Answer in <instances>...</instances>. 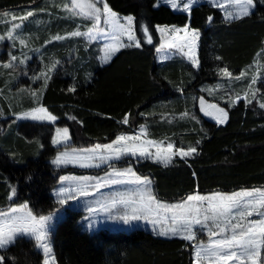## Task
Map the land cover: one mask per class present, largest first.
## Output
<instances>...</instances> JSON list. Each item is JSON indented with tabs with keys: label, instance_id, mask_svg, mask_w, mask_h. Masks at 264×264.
Returning a JSON list of instances; mask_svg holds the SVG:
<instances>
[{
	"label": "trees",
	"instance_id": "16d2710c",
	"mask_svg": "<svg viewBox=\"0 0 264 264\" xmlns=\"http://www.w3.org/2000/svg\"><path fill=\"white\" fill-rule=\"evenodd\" d=\"M108 2L121 16L131 14L138 22L151 25L154 36L151 45L123 49L111 64L101 65L98 45L87 44L83 38L46 44L56 34L73 31L79 22L63 18L66 14L61 0H0V35L6 36L7 29L21 24L27 44L23 47L17 39L14 46L8 41L1 47H9L20 59L23 53L32 57L26 66L16 61V72L0 65V109L5 114L0 118V211L27 202L35 213L47 215L60 208L52 194L59 176L87 174L73 168L58 171L51 165L56 155L51 145L56 127H68L77 148L111 143L117 135H130L142 127L149 139L171 141L185 149L196 146L198 155L186 158L187 163L177 156L168 168L142 159L117 165L131 166L137 174L149 177L161 201L176 203L188 194H231L264 188V109L257 104L264 98V67L257 68L264 65V6L258 5L253 16L229 24L223 22L219 8L209 4L194 6L189 18L168 5H158V0ZM29 10L34 11L33 17L2 24L4 17H19ZM210 15L211 24L207 22ZM185 24L201 31L199 69L192 68L183 57L158 60L160 36L155 26L182 28ZM37 48L43 53V61L41 53L32 51ZM217 56L221 59L216 60ZM51 59L61 64L52 73L40 103L57 117V123H13V111L36 106L30 94L20 89L40 88L42 80L33 83L29 77L39 75ZM0 60H4L3 55ZM218 67H227L233 78L219 75ZM25 68L27 76L21 71ZM242 71L246 75L236 81L234 77ZM256 72L257 84L252 87L257 99L247 107L244 100L229 107L230 98L236 93L243 95ZM73 84L76 92H69ZM201 96L229 112L226 125L200 116ZM185 111L190 115L181 118ZM192 113L199 123L190 118ZM126 114L129 123H118ZM30 175L33 179L28 181ZM9 184L18 190L12 201L8 199ZM83 216L81 211L68 210L58 225L52 239L57 264H194L189 242L156 237L144 229L89 233L81 224ZM7 255L15 257V264H42V254H37L34 243L28 241H19Z\"/></svg>",
	"mask_w": 264,
	"mask_h": 264
},
{
	"label": "snow or ice",
	"instance_id": "6c2138e0",
	"mask_svg": "<svg viewBox=\"0 0 264 264\" xmlns=\"http://www.w3.org/2000/svg\"><path fill=\"white\" fill-rule=\"evenodd\" d=\"M200 2L201 0H164V4L174 11L186 13L189 18L194 6H198ZM208 3L212 7H219L224 14L223 22L229 24L253 16L258 5L264 6V0H219V2L208 0ZM62 8L67 13L64 19L79 22L76 23L73 31L64 35L56 34L46 41V44L69 38H83L87 44H91L102 39L105 43L100 49L102 55L99 59L102 65H108L123 49H140L142 43L149 45L153 43L154 33L151 25L138 22L131 14L121 16L110 6L108 0H70V4L65 3ZM33 16L34 11L29 10L19 17L13 15L12 20L24 21ZM207 22L213 23L211 15L207 17ZM21 27V24H15L12 30H7V40L12 41L14 46L18 39L23 47H27L21 32L13 34ZM82 28L84 30H81ZM138 32L142 35L138 36ZM155 32L160 35V45L156 48L158 54L175 50L188 60L192 68L199 69L200 60L197 55L201 39L199 29L192 28L190 24H185L182 28L156 25ZM0 41H5L4 35H0ZM32 51L41 53L39 48ZM8 55L10 59L2 67L11 69L12 72L17 71L16 61L19 65L26 66V62L32 59L27 53H23L22 59L11 52ZM161 59H167V55L162 56ZM215 59L220 60L221 57L217 56ZM41 60L43 61V53ZM60 64V60L51 59L50 63L39 71V75L34 74L29 77L33 83L42 80V85L36 90L20 89V91H27L36 106L19 113L13 111L12 115L15 116L13 123L21 120L50 124L56 122L57 117L40 101L52 79V73L57 71V66ZM262 67L264 65H257L258 69ZM21 71L23 75H28L26 68ZM217 73L223 77L233 78L227 67H218ZM245 75L246 72L242 71L234 79L239 81ZM258 76L259 72L251 76L247 91L243 95L236 93L234 98H230L229 107H234L240 100H244L247 107L257 99L256 89L252 86L257 84ZM204 90L201 89L202 92ZM68 91L76 92V85L73 84ZM257 104L260 109H264V98L258 99ZM199 110L204 116H210L216 125L228 123L229 112L217 104L207 103L203 96L199 98ZM4 115V111L0 109V118ZM189 115V112L185 111L181 114V118ZM128 116L129 114H126L118 123L127 125ZM190 118L197 123L200 122L195 113H192ZM71 119L76 118L71 117ZM147 135L146 129L142 127L139 134H119L111 143H97L92 147L76 148L69 144L71 140L69 128L57 127L51 137V145L56 148V155L50 161L51 165L56 168L72 165L81 169H93L99 168L101 164H108L111 170L105 169L104 176L60 175L59 187L54 192L56 203L63 208L69 201L83 200L88 213L84 219L88 221L86 230L89 233L94 232L95 218L99 214H104L108 220L127 226H131L133 222L143 221L151 225L152 233L156 237L179 238L189 242L194 253V264H264V190L254 188L231 194L196 193L188 194L177 203L162 202L155 193L153 181L149 177L138 175L129 166L117 168L114 162L124 160L130 163L132 158H136L151 160L168 168L174 163L175 157L178 156L187 163L186 158L198 155V151L196 146H189L187 149L176 147L174 142L169 141L165 144L163 140L148 139ZM142 136L145 138L142 139ZM196 144L199 145L200 140H197ZM32 179L31 175L27 177L28 181ZM113 186L125 190L115 191L110 196H101L94 200L88 199L102 189ZM8 188V199L12 201L17 196V186L9 184ZM59 211L60 209H57V212ZM67 211L68 209H65V212ZM55 219L56 213L37 214L27 202L0 211V264H15V257H9L7 253L19 241L34 243L37 254H42V264H57L51 241L55 228L58 227L54 224ZM198 231L207 235V242L198 239Z\"/></svg>",
	"mask_w": 264,
	"mask_h": 264
},
{
	"label": "rangeland",
	"instance_id": "374dc122",
	"mask_svg": "<svg viewBox=\"0 0 264 264\" xmlns=\"http://www.w3.org/2000/svg\"><path fill=\"white\" fill-rule=\"evenodd\" d=\"M218 2H219V0H218ZM61 3L62 4H65V3H68V4H70V0H63V2H62V0H61ZM161 5V4H163V5H166V4H164V0H158V5ZM200 4H209L208 3V0H201V2H200ZM217 8H219V7H217ZM220 10V9H219ZM62 11L66 14V16H67V13L62 9ZM221 11V10H220ZM176 12H180V11H176ZM222 12V11H221ZM222 14H223V12H222ZM224 15V14H223ZM5 19L3 20L4 22L2 23L4 26H5V22H7V20L8 21H10V20H12V18L11 17H9V16H6V17H4ZM6 20V21H5ZM5 29H7V28H5ZM13 29V27H10L9 29H7V30H12ZM6 30V31H7ZM81 30H84L83 28L81 29ZM21 31V28L20 29H16L15 31H14V35L17 33V32H20ZM7 33V32H6ZM160 36V35H159ZM9 40H7V35L5 36V41H0V56L1 55H3V58H4V60H0V65L2 66L4 63H7L8 62V60L10 59V57H9V55H8V53L9 52H11L12 53V51H11V49H9V47L8 48H6V47H1V44H2V42L3 43H6V42H8ZM104 43H105V41L104 40H102V39H99V40H97V41H94V42H92L90 45H98V49H99V51H100V49H102L103 48V45H104ZM102 55V52L100 51V54H99V56H98V61H99V64H101V61H100V59H99V57ZM164 55H167V59H161V57L162 56H164ZM173 57H183V55L182 54H180V53H178V52H176L175 50H171V51H167L166 53L165 52H162V53H159L158 54V60L159 61H165V60H168V59H170V58H173ZM183 58H185V57H183ZM186 59V58H185ZM102 65V64H101ZM208 103V102H207ZM210 104V103H209ZM210 111H211V109H210ZM198 113L200 114V116L202 117V118H204L205 120H208V121H211V122H215L210 116H204V114L202 113V112H200V110H199V102H198ZM15 120V118L13 119V121ZM57 121H58V119L56 120V122L54 123V124H50V123H48V122H33V123H37V124H46V125H53V126H55V124L57 123ZM21 122H32V121H16L15 123H21ZM12 123V122H11ZM57 128V127H56ZM55 128V129H56ZM55 129H54V131H53V134H52V136L55 134ZM141 129V128H140ZM140 129L134 134V135H136V134H139L140 133ZM45 134H47L48 133V131H45L44 132ZM128 135V134H127ZM70 136H71V133H70ZM142 139H144L145 137H141ZM148 138V137H147ZM149 139V138H148ZM167 142H169V141H164V143L166 144ZM69 144L72 146V147H75L74 145H73V140H72V138H71V140L69 141ZM94 146V145H93ZM89 147H92V146H89ZM77 148V147H76ZM87 148V147H86ZM132 159H136V158H132ZM122 162H124V160H121V161H119V162H114L115 163V166L117 167V168H122V167H118L117 165L118 164H120V163H122ZM54 168H56L55 166H53ZM125 167V166H124ZM129 167H131V166H129ZM68 168H73V169H76V170H79V171H82V172H87V173H89V172H91V173H94L95 175H96V169H99L100 171L99 172H102L103 174H101V175H99L100 173L99 172H97V173H99L98 175L99 176H104L105 175V169H107V170H111V169H109L108 168V164H101V166L99 167V168H93V169H81V168H79V167H73L72 165H68L67 167H61V168H56L58 171H60V170H65V169H68ZM134 170V169H133ZM135 171V170H134ZM63 175H81V174H77V173H69V174H63ZM83 175H89V174H83ZM139 175V174H138ZM57 185L55 186V188L52 190V194H53V196L55 197V195H54V192L58 189V187H59V181H57V183H56ZM260 189H262V190H264V188H260ZM123 190H125L124 188H122V187H119V186H113L112 188H106V189H102L100 192H98V193H96V195L94 196V197H90V199L91 200H94V199H97V198H100L101 196H110V195H112V193H114L115 191H123ZM252 190V189H251ZM208 195V194H207ZM56 198V197H55ZM162 202H165V201H162ZM166 203H171V202H166ZM174 203V202H173ZM177 203V202H176ZM57 209H60V211L59 212H57ZM55 211H54V213H56V219L54 220V224H57V225H59L63 220H64V218L66 217V215H67V212H65V209H68V210H73V211H81V212H83V218H82V220H81V224L83 225V227L85 228V230H86V226H87V223H88V221H86L85 219H84V217L85 216H87L88 215V213H87V211H86V208H85V204H84V201L83 200H80V201H69V203L67 204V205H65V206H63V208H61V206H60V208H57ZM95 220H96V223H95V226H94V232H97V231H99V230H101V229H109V230H112V231H120V230H126V231H128V232H130V231H132V230H136V229H144V230H146V231H151L152 232V227H151V225H149V224H146L145 222H143V221H139V222H133V224L131 225V226H127V225H123V224H121V223H116V222H113V221H111V220H108L107 218H106V216L104 215V214H99L98 216H96V218H95ZM57 228L58 227H56L55 228V231H54V234H55V232H56V230H57ZM93 232V233H94ZM53 236L54 235H52V237H51V241H52V239H53ZM198 239L199 240H202V241H204V242H207V235L205 234V233H200L199 231H198Z\"/></svg>",
	"mask_w": 264,
	"mask_h": 264
},
{
	"label": "crops",
	"instance_id": "0c3cea01",
	"mask_svg": "<svg viewBox=\"0 0 264 264\" xmlns=\"http://www.w3.org/2000/svg\"><path fill=\"white\" fill-rule=\"evenodd\" d=\"M69 131H70V130H69ZM134 134H135V133L130 134V135H134ZM71 138H72V137H71ZM96 171L99 172L100 170H99V169H96ZM97 172H96V175H98L99 173H100L99 175L103 174L102 172H99V173H97ZM87 174H89V175H95L94 173H91V172H89V173H87ZM211 194H212V193H211ZM201 195H202V194H201ZM88 199L91 200L90 197H89Z\"/></svg>",
	"mask_w": 264,
	"mask_h": 264
}]
</instances>
